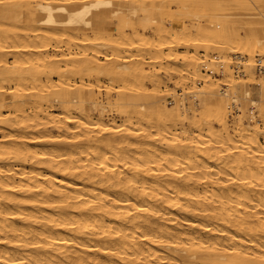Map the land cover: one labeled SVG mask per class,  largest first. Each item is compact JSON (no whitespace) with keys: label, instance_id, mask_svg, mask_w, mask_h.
Masks as SVG:
<instances>
[{"label":"bare ground","instance_id":"6f19581e","mask_svg":"<svg viewBox=\"0 0 264 264\" xmlns=\"http://www.w3.org/2000/svg\"><path fill=\"white\" fill-rule=\"evenodd\" d=\"M188 5L0 0V264H264L258 119L244 126L238 116L230 130L239 102L220 96L233 85L246 100V85L227 81L217 93L208 77L204 91L185 90L203 94L197 118L186 97L162 100L158 76L199 81L201 66L214 65L227 76L228 62L207 64L197 50L209 54L218 40L220 52L250 62L264 55V28L239 40L219 24L226 17L207 26ZM256 84L264 102V79Z\"/></svg>","mask_w":264,"mask_h":264},{"label":"rangeland","instance_id":"374dc122","mask_svg":"<svg viewBox=\"0 0 264 264\" xmlns=\"http://www.w3.org/2000/svg\"><path fill=\"white\" fill-rule=\"evenodd\" d=\"M211 1L212 0H207V1L206 0H184V2H185L186 5L189 4L187 6V8H186L189 13L190 12H195V11H198V12H202L203 13V16L200 17V19H198V21L200 23H207L206 24L207 26L208 25H211V22L209 23V21H212L215 18L218 19V17H226L228 19V21H226L224 23L222 22V23H219V24L220 25L222 24L221 26L225 27V29H232L233 31L236 32V34H238V35L240 34L238 36V39L239 38L241 39V37L243 38V36H249V35H251V33H250V32H252L251 30H256V32H255L256 34H261L262 33L261 30L264 28V15H261V13L262 12L264 13V0H251V1L250 0H242V4L241 5H239L238 7H234V8L228 9V10L227 9H221V10L214 9L213 7H211L210 5H208L209 3H211ZM195 2H206V3L209 2V3H207L206 5H203L201 9H198V8H193L192 9L191 6L193 5L192 7H194ZM259 11H260V13H259ZM216 12L217 13L220 12V15L215 14ZM227 12H229V13H227ZM221 13H223V14H221ZM257 13H259V14H257ZM189 17H191V16L189 15ZM185 19H186V21H185L186 24H188V23L190 24V21H196L195 18H188V17L186 18L185 17ZM214 21L216 22V20H213L212 21V24H215V25H219L218 22H221V21H218L217 20V22L215 23ZM259 23H261V24H259ZM243 29H245L246 31L243 30ZM251 36H253V35H251ZM217 41H214V42L212 41V43L215 44V45L212 44V47L209 48L211 50L210 51L207 50V52H209V54L201 51L200 49H198L197 50L198 52H197L196 56L199 57V60L200 61H202V60L205 61L206 60V63L207 64L209 62H211V61H214V60H211V59H216L217 57L220 56L219 59H222L223 58L225 62H228V63H225L224 68L227 67V69H229L228 70L230 72L229 75L222 76L219 73L220 68L218 66L216 67L215 65L211 67V70H208L209 73L207 72V69H209V68L202 70V66H201L200 71H199V74L198 73L197 74L200 77L203 76V78L198 77V75H197V77L195 76L197 79H199V81L200 80L201 81L199 82L196 79H194L193 77L191 78V76H188L189 79H187L188 77H186V79H184V82H185L184 83V82H182L183 80L179 79L178 76L175 73H173V72H169L168 74H164L163 72L159 71L158 72V76H160L159 79L162 82V83H160V88H159L160 89V93L159 94H163L161 96L162 97V100L168 106H173L174 105V104H172V102L170 100V99L173 98L172 96L179 97V95H180V97L181 96L186 97L187 98L186 99V103H185L186 106H188L189 103H194L195 109H196L195 114L198 115L197 116V118H198L199 117V113H203V108L204 107L201 106V102L199 100L200 97L201 98L203 97V94L201 95L199 93H196V96L193 97V96H191V93H189V94H186L185 93L188 89L190 91H194V92H197L199 89L204 91L205 88H206V86H207V84H208V83L205 82V80L208 77H210L209 79H210V81L212 80V84L216 88V92L217 93L218 92L219 93L220 92L222 93V91L224 92V89H226L225 88V85H226V82L227 81H229L228 83H231V82H237L238 83L240 81V82H242V83H244L246 85L245 88L249 91V96L246 98V100L242 98V95H243L241 93L242 90H238L236 92V89H234V86L233 85L232 86H229V88L226 89L224 93L220 94V96L223 98V100L225 99V101H227V102H229V100H230L227 96H232V95L234 97H236L237 98V101L239 102L238 105H234V108H233V105H229V109L228 110L230 112H229V114L227 113V115H226L227 116L226 117V121H227L226 123H228L227 124L228 127L230 126L229 129L232 130L231 127L234 126V124H235V122L237 120V117L240 116L243 119V120L241 119L242 122H243V125L246 126V125H249L250 124L249 118H250L251 115H253V117L255 119L256 118L258 119L257 120L258 121L257 122V125H258V128H259V135H258V137L261 139V140L260 139L259 140L262 143H264L263 142L264 141V134H263L264 133V131H263L264 130V122L261 119L260 112H259V107L261 106L260 104H262L264 102H261L260 99H259V94H258V91H257V89L259 88V86H258V84H256V81H259L260 78L264 79V72L263 73H260L257 70V64H260L261 63L264 66V64H263L264 63V55L259 56L258 54H255L254 53V54H252V57H254V58L252 59V57H251V59H249L250 60V62H249L248 59H247V58H249L248 55H246V54H240V55H238L237 54L238 56L241 57V58L238 59V58L235 57L237 55H233L231 52H229V50L228 51L226 50L225 53L220 52L219 49H217L218 47L216 46V44L219 43ZM213 50H215V51H213ZM177 51H178V53H180V51H184V50L183 49H178ZM191 51H193V52H191ZM202 52L205 53L204 56L206 58L209 55L207 59L203 58V55H202L203 53ZM228 52H229L230 55L227 54ZM189 53L190 54L191 53H194V50L193 49H190L189 50ZM206 54H208V55H206ZM225 54H227L228 57ZM215 55L217 57H215ZM179 59H178V61L177 60L175 61V63L177 65L175 63H174V65L176 67H178V69H181L182 68V66H181V60H179ZM247 61L249 63L253 64V69L252 70H253V73H254V80H251V81H250V78L247 81V75L245 76V72H244L245 71L244 65L248 64ZM179 63H180V65H179ZM213 69H215V70H213ZM216 69L218 71H216ZM241 71H242V74H241ZM204 72L206 74L205 78H204V75H205ZM210 74H212V75H210ZM208 75H210V76H208ZM168 76H169V78L171 77V79H167ZM175 76L177 77L176 79L174 78ZM213 78H215V80ZM190 79H192L193 81L192 80L190 81ZM163 80H165V81H163ZM179 80H180V83L182 82L181 84L179 83ZM188 80L190 81V83H189ZM224 80H225V82H224ZM161 84H164V85H161ZM165 85H166V87H163ZM230 91H231V93H230ZM225 93L227 94V96L224 95ZM251 99L253 101H255L256 103L253 104V105H250L249 100H251ZM239 104H240V107H239ZM200 110H202V111H200ZM189 114H190V112H189ZM107 115H108L107 119H111L112 117H114V114H112V112H108ZM109 117H111V118H109ZM210 119H211L210 120V123H212L213 128L215 127L214 129H216V130L219 129L218 123L215 122V120H213L212 117H210ZM116 121H117L118 124L120 123V120H117L116 119ZM261 128H263V129H261ZM261 133H262V135H261Z\"/></svg>","mask_w":264,"mask_h":264},{"label":"built area","instance_id":"2783aa9c","mask_svg":"<svg viewBox=\"0 0 264 264\" xmlns=\"http://www.w3.org/2000/svg\"><path fill=\"white\" fill-rule=\"evenodd\" d=\"M257 70L260 72V73H263L264 72V66L260 63V64H257Z\"/></svg>","mask_w":264,"mask_h":264}]
</instances>
